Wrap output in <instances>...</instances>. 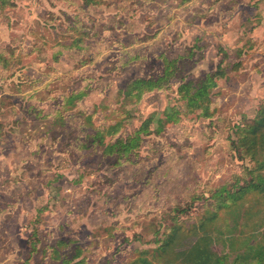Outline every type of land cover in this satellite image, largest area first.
I'll return each instance as SVG.
<instances>
[{
  "label": "rangeland",
  "instance_id": "obj_1",
  "mask_svg": "<svg viewBox=\"0 0 264 264\" xmlns=\"http://www.w3.org/2000/svg\"><path fill=\"white\" fill-rule=\"evenodd\" d=\"M13 2L0 6V264H63L76 246L83 264H127L174 215L194 220L220 185L249 178L232 142L264 101V0ZM165 58L177 60L169 80L124 99L119 88L162 74ZM219 65L202 117L178 87ZM148 117L153 132L126 155L83 146L95 129L123 118L115 141ZM255 209L244 235L258 234Z\"/></svg>",
  "mask_w": 264,
  "mask_h": 264
},
{
  "label": "trees",
  "instance_id": "obj_2",
  "mask_svg": "<svg viewBox=\"0 0 264 264\" xmlns=\"http://www.w3.org/2000/svg\"><path fill=\"white\" fill-rule=\"evenodd\" d=\"M13 3V0H0L3 8L12 6ZM3 57L0 53V60ZM176 62L175 59L165 58L162 74L130 79L119 88V92L124 99H140L145 92L160 88L169 80L176 69ZM240 65L236 63L232 69L237 70ZM225 75L226 70L219 65L216 70L200 77L182 79L178 93L185 99L188 108H198L200 116L211 117L215 108L212 106L210 92L218 86V79ZM82 95L81 90L72 91L63 98L61 107H72L74 100ZM164 113L167 119L174 122L179 120L178 112L173 107H167ZM153 121V117H148L131 135L106 141V136H115L120 131L123 118L119 119L89 132L83 146H101L104 154L117 153L121 157L140 147L143 135L153 132ZM157 121L159 125L156 132H160L163 118L160 117ZM235 135L237 140L232 142L234 149L239 150L240 158L248 157L252 162V166L245 169L249 178L236 189L229 188L226 184L220 185L211 193L210 199H206L202 211L194 220L181 221L178 215H174L162 237L158 238L157 246L136 249L134 257L127 264H264V217L260 223L256 222L255 227H259L257 235H244V228L254 206L258 207L255 209L257 213L264 210V101L260 103L253 118L236 126ZM178 211L182 213L186 209L179 208ZM216 242L221 243L222 251L226 248L228 250H216ZM81 251V247L76 246V253L72 258L64 259L63 264H83L84 259H78Z\"/></svg>",
  "mask_w": 264,
  "mask_h": 264
}]
</instances>
